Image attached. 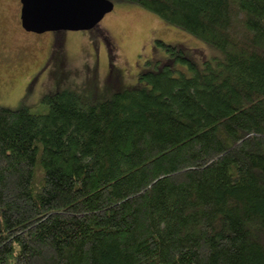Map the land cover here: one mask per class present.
Instances as JSON below:
<instances>
[{
	"label": "trees",
	"instance_id": "1",
	"mask_svg": "<svg viewBox=\"0 0 264 264\" xmlns=\"http://www.w3.org/2000/svg\"><path fill=\"white\" fill-rule=\"evenodd\" d=\"M111 1L219 55L1 107L0 264H264V0Z\"/></svg>",
	"mask_w": 264,
	"mask_h": 264
},
{
	"label": "rangeland",
	"instance_id": "2",
	"mask_svg": "<svg viewBox=\"0 0 264 264\" xmlns=\"http://www.w3.org/2000/svg\"><path fill=\"white\" fill-rule=\"evenodd\" d=\"M113 4L91 30L30 35L19 30V0H0V108L34 112L45 94L66 88L94 99L130 89L143 70L167 59L154 41L180 46L197 64L219 55L140 7Z\"/></svg>",
	"mask_w": 264,
	"mask_h": 264
},
{
	"label": "water",
	"instance_id": "3",
	"mask_svg": "<svg viewBox=\"0 0 264 264\" xmlns=\"http://www.w3.org/2000/svg\"><path fill=\"white\" fill-rule=\"evenodd\" d=\"M20 27L41 35L45 32L85 31L96 27L112 11L111 0H19Z\"/></svg>",
	"mask_w": 264,
	"mask_h": 264
},
{
	"label": "flooded vegetation",
	"instance_id": "4",
	"mask_svg": "<svg viewBox=\"0 0 264 264\" xmlns=\"http://www.w3.org/2000/svg\"><path fill=\"white\" fill-rule=\"evenodd\" d=\"M20 3V2H19ZM19 30H21L23 33H26V34H32V32L31 33H29V32H26V31H24V30H22V28L20 27V29ZM59 33V32H58Z\"/></svg>",
	"mask_w": 264,
	"mask_h": 264
}]
</instances>
